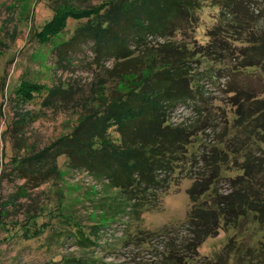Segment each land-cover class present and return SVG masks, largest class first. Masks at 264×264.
<instances>
[{
    "label": "trees",
    "instance_id": "16d2710c",
    "mask_svg": "<svg viewBox=\"0 0 264 264\" xmlns=\"http://www.w3.org/2000/svg\"><path fill=\"white\" fill-rule=\"evenodd\" d=\"M206 1L219 7L216 21L207 30L208 40L189 46L185 40L170 38L193 27L197 10ZM52 10L33 32L35 39L40 44L52 43L59 55L61 46L76 38L92 40L97 57L105 51L113 54L110 67H99L111 71L110 77L118 82L109 96L103 82L104 91H97L96 98L82 96L79 105L84 112L69 132L37 151L12 158L21 177L33 186L62 177L57 158L64 155L68 170L85 168L101 183L106 200L115 191L113 201L101 202L100 211H105L106 205L116 216L130 207L153 206L149 198L156 197L154 191L167 186L171 174L189 161L195 170L189 175L192 183L186 190L191 205L182 253L188 256L195 252L205 238L247 215L264 228V0H100L93 4L55 0ZM69 19L78 24L64 39ZM148 35L164 39L152 42ZM193 53L225 64L230 76L226 90L231 92L229 102L235 110L230 122L232 136L229 130L224 135L217 132L216 144L204 145L206 152L190 154L189 144L206 128L215 126L210 115L187 124L169 122L171 109L186 100L199 101L208 110L206 96L200 88L194 90L190 67L186 66ZM135 71L138 76L134 82L123 79ZM13 92L21 103L32 101L37 94H44V103H52L59 92L68 98L72 90L70 86L21 78ZM240 152L242 160L236 158ZM220 179L226 181V190L215 188L211 192ZM20 191L24 192L22 186ZM203 195L207 199L200 201ZM35 218L27 224L33 227L31 234L27 225L20 233L23 238L44 231V221L39 223ZM61 223L60 230L54 231L57 237L70 222L65 219ZM76 233L82 244L93 243L82 227L76 228ZM246 250H254L255 258L263 262L264 238ZM174 257L169 252L163 263L175 264ZM76 261L73 264H83Z\"/></svg>",
    "mask_w": 264,
    "mask_h": 264
},
{
    "label": "rangeland",
    "instance_id": "374dc122",
    "mask_svg": "<svg viewBox=\"0 0 264 264\" xmlns=\"http://www.w3.org/2000/svg\"><path fill=\"white\" fill-rule=\"evenodd\" d=\"M54 1L0 0V264L78 263L75 260L83 264H165L163 261L169 252L175 255V264H264V260L260 262L255 258L254 250L252 253L245 251L246 247H254L264 238L263 226L252 215L226 229H219L188 256L182 253V242L188 236L186 219L191 205L186 190L192 183L189 175L195 170L189 161L171 174L167 186L154 191L156 197L149 198L150 204L155 203L153 206L130 207L116 216H112L106 205L105 211H100L101 202L106 200L101 183L93 180L85 168L68 170L64 155L57 158L63 176L38 186H33L15 170L12 158L37 151L71 130L79 114L84 112L79 105L83 95L96 98L95 93L103 92L106 87L105 94L109 96L118 82L112 78L114 76L110 77L111 71L99 67H110L113 54L105 51L97 57L92 40L76 38L61 46L62 55H59L52 43L40 44L35 39L33 32L51 16ZM75 1L93 4L100 0ZM203 3L197 10L192 29L177 31L170 38L185 40L189 46L195 41L208 40L207 30L216 21L219 7L209 1ZM67 23L64 39L72 34L78 21L69 19ZM147 38L152 42L164 39L159 35ZM188 59L185 61L190 67L191 84L194 90L200 88L201 95L206 96L208 110H204L199 101L186 100L171 109L169 122L187 124L210 115L215 125L206 128L189 144L191 154L206 152L204 145L216 144L215 139L220 136L217 132L224 135L229 130L232 136L230 122L235 109L229 102L231 92L226 90L230 76L224 69L225 64L200 53H193ZM134 73L123 79L134 82L138 76L136 71ZM21 78L49 86H70L72 93L63 98L59 92L52 103L43 102L44 94L21 103L15 100L13 92ZM22 115L23 120L20 119ZM236 158L242 160L243 153ZM21 186L24 192L20 191ZM215 188L224 192L226 181L215 182L211 192ZM114 194L115 191H111L109 200L113 201ZM206 199L207 195H203L200 201ZM32 217L39 223L44 221V231L36 237L23 238L20 233L27 226L31 234L33 227L27 224ZM64 218L70 222L68 229H63L57 237L54 231L65 222ZM39 223H35L36 226ZM78 227H82L84 235L93 243H81L76 233Z\"/></svg>",
    "mask_w": 264,
    "mask_h": 264
},
{
    "label": "clouds",
    "instance_id": "9594fccd",
    "mask_svg": "<svg viewBox=\"0 0 264 264\" xmlns=\"http://www.w3.org/2000/svg\"><path fill=\"white\" fill-rule=\"evenodd\" d=\"M203 43V41H201Z\"/></svg>",
    "mask_w": 264,
    "mask_h": 264
}]
</instances>
